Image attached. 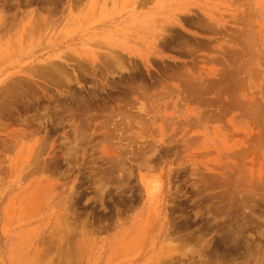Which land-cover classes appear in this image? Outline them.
<instances>
[{
  "label": "rangeland",
  "instance_id": "1",
  "mask_svg": "<svg viewBox=\"0 0 264 264\" xmlns=\"http://www.w3.org/2000/svg\"><path fill=\"white\" fill-rule=\"evenodd\" d=\"M0 98V264L264 263V0H0Z\"/></svg>",
  "mask_w": 264,
  "mask_h": 264
},
{
  "label": "bare ground",
  "instance_id": "2",
  "mask_svg": "<svg viewBox=\"0 0 264 264\" xmlns=\"http://www.w3.org/2000/svg\"><path fill=\"white\" fill-rule=\"evenodd\" d=\"M54 62H56V61H54ZM50 63H51V62H50ZM52 63H53V62H52ZM52 63H51V64H52ZM48 65H49V64H48ZM49 66H50V65H49ZM49 66H48V67H49ZM52 66H53V65H52ZM39 67H42V65L39 66ZM54 67H56V65H55ZM60 67H61V66H60ZM63 67H64V66H63ZM42 68H43V67H42ZM46 68H47V67H46ZM57 68H58V67H57ZM57 68H56V69H57ZM36 69L40 70L39 68H36ZM43 69H44V68H43ZM59 69H61V68H58V70H59ZM63 69H64V68H63ZM48 70H49V69H48ZM36 71H37V70H36ZM53 71H54V69H53ZM59 71H60V70H59ZM55 72H56V71H54L53 73L51 72V74H53V76H54V73H55ZM60 72H61V71H60ZM67 72H68V71H67ZM84 72H85V71H84ZM84 72H83V73H84ZM36 73H37V72H36ZM48 73H49V72H48ZM57 73H59V72H57ZM57 73H56L55 75L58 76ZM62 73H64V72L62 71ZM75 73H76V72H75ZM32 74H33V73H32ZM40 74H42V73L40 72ZM45 74H47V73L45 72ZM51 74H50V75H51ZM66 74H68V73L65 72V76H66ZM69 74H72V72L69 73ZM47 75H48V74H47ZM47 75H45V76H46L45 78L48 77ZM63 75H64V74H63ZM63 75H62V76H63ZM81 75H82V72H81L80 76H81ZM84 75H86V74H84ZM57 76H56V77H57ZM59 76H61L60 73H59ZM71 77H73V76H71ZM43 78H44V76H43ZM48 78H49V77H48ZM54 78H55V76H54ZM58 78H59V77H58ZM67 78H69V77H67ZM49 79H50V78H49ZM49 79H48V80H49ZM62 79H63V78H62ZM55 80H56V78H55ZM68 80L71 81V79H68ZM63 81H64V79H63ZM65 81H66V80H65ZM66 83H67V82H66ZM19 84H21V83H19ZM61 84H63V83L61 82ZM64 84H65V83H64ZM29 85H30V82H29ZM29 85H27V86H29ZM31 85H32V84H31ZM58 85H59V84H58ZM67 85H68V84H67ZM21 86H22V84H21ZM23 86H24V85H23ZM32 86H33V85H32ZM68 86H69V85H68ZM70 86H72V85H70ZM80 86H81V85H80ZM29 87H30V86H29ZM46 87H47V86H46ZM81 87H82V86H81ZM32 88H34V87H32ZM79 88H80V87H79ZM14 89H15V88H14ZM24 89L27 90V87L24 88ZM42 89H44V87H43ZM49 89H50V88H49ZM70 89L72 90V88H70ZM76 89H77V87H76ZM80 89H81V88H80ZM21 90H22V89H21ZM47 90H48V89H47ZM73 90H74V89H73ZM81 90H82V89H81ZM35 91H37V90H35ZM38 91H39V90H38ZM48 91H49V90H48ZM59 91H60V90H59ZM59 91H58V92H59ZM95 91H96V90H95ZM24 92H25V91H24ZM27 92H28V91H27ZM43 92H44V91H43ZM45 92H46V91H45ZM58 92H57V93H58ZM70 92H71V91H70ZM82 92H83V91H82ZM82 92H81V93H82ZM9 93H11V92H9ZM13 93H14V92H13ZM25 93H26V92H25ZM31 93H32V91H31ZM39 93H42V92H39ZM62 93H63V92H62ZM79 93H80V92H79ZM81 93H80V94H81ZM93 93H94V92H93ZM18 94H19V93H17V95H18ZM26 94H27V93H26ZM60 94H61V93H60ZM70 94H71V93H70ZM89 94H90V93H89ZM89 94H86V95H89ZM53 95H54V94H53ZM56 95H57V94H56ZM74 95H75V94H74ZM86 95H84V96H86ZM34 96H36V95H34ZM57 96H58V95H57ZM82 96H83V95H82ZM95 96H96V95H95ZM99 96H100V95H99ZM9 97H10V96H9ZM12 97H13V96H12ZM28 97H29V96H28ZM44 97H45V96H44ZM51 97H53V96H51ZM58 97H59V96H58ZM60 97H61V96H60ZM101 97H102V96H101ZM10 98H11V97H10ZM14 98H15V97H14ZM19 98H20V100H21V97H19ZM32 98H33V97H32ZM40 98H41V97H40ZM53 98H54V97H53ZM62 98H63V97H62ZM62 98H59V99H62ZM80 98H82V97H80ZM99 98H100V97H99ZM102 98H103V97H102ZM0 99H1V98H0ZM3 99H4V98H3ZM15 99H17V98H15ZM22 99L27 100V99H25V98H22ZM28 99H29V98H28ZM30 99H31V98H30ZM30 99H29L28 101H30ZM43 99H45V98H43ZM71 99H72V98H71ZM84 99H85V97H84ZM87 99H88V98H87ZM104 99H105V98H104ZM104 99H103V100H104ZM4 100H8V99L5 98ZM35 100H36V99H35ZM35 100H34V101H35ZM51 100H54V99H51ZM63 100L66 101L65 99H62V101H63ZM1 101H3V100H1ZM16 101H17V100H16ZM42 101H43V100H42ZM62 101H61V102H62ZM6 102H7V101H6ZM24 102H25V101H24ZM36 102H37V100H36ZM38 102H39V101H38ZM46 102H47V101H46ZM46 102H42V103H46ZM52 102H53V101H52ZM59 102H60V101H59ZM61 102H60V103H61ZM83 102H84V101H83ZM97 102H98V101H97ZM102 102H103V101H102ZM102 102H101V104H102ZM9 103L11 104V107H12L13 100H12V103H11V102H9ZM14 103H15V101H14ZM17 103H18V102H16L15 104H17ZM21 103H22V102H21ZM32 103H33V101H32ZM47 103H48V102H47ZM55 103H56V101H55ZM66 103H68V102H66ZM103 103H104V102H103ZM5 104H6V103H5ZM15 104H13V106H14ZM22 104H23V103H22ZM24 104H25V103H24ZM37 104H38V103H37ZM48 104H49V103H48ZM52 104H54V103H52ZM56 104H57V103H56ZM77 104H78V103H77ZM86 104H87V103H86ZM105 104H106V103H105ZM18 105H19V104H17L16 107H17ZM27 105H28V104H27ZM30 105H31V103H30ZM64 105H65V103L62 104V107H63ZM74 105L76 106V104H74ZM74 105H73V107H74ZM94 105H95V104H94ZM103 105H104V104H103ZM106 105H107V104H106ZM110 105H111V104H110ZM4 106H5V105H4ZM19 106H21V105H19ZM40 106H42V105H40ZM58 106H59V105H58ZM69 106H70V104H69ZM71 106H72V105H71ZM85 106H86V105H84V108H85ZM87 106H88V104H87ZM89 106H90V105H89ZM91 106H92V105H91ZM0 107H1V106H0ZM14 107H15V106H14ZM21 107H22V106H21ZM51 107H53V105H51ZM65 107H66V105H65ZM103 107H104V106H103ZM108 107H109V106H108ZM110 107H111V106H110ZM4 108H5V107H4ZM12 108H13V107H12ZM19 108H20V107H19ZM29 108H30V106H29ZM53 108H54V107H53ZM53 108H52V109H53ZM55 108H56V106H55ZM57 108H58V107H57ZM89 108H90V107L87 108L88 111H91L92 109L89 110ZM92 108H93V107H92ZM101 108H102V107H101ZM8 109H9V108H8ZM24 109H25V108H24ZM39 109H40V108H39ZM42 109H43V108H42ZM44 109H45V108H44ZM64 109H65V108H64ZM64 109H63V110H64ZM69 109H70V107H69ZM69 109H66V110L69 111ZM76 109H77V108H76ZM76 109H74L73 111H75ZM93 109H94V108H93ZM105 109H106V107H105ZM1 110H2V109H1ZM17 110H18V108H17ZM48 110H49V109H48ZM57 110H58V109H57ZM66 110H65V111H66ZM94 110H95V109H94ZM103 110H104V109H103ZM6 111H7V109H6ZM14 111H15V110H14ZM19 111H20V110H19ZM46 111H47V110H46ZM53 111H54V110H53ZM68 111H67V112H68ZM76 111H79V110L77 109ZM76 111H75V112H76ZM88 111H87V112H88ZM113 111H115V110L112 109V112H113ZM15 112H16V111H15ZM23 112H24V111H23ZM25 112H26V111H25ZM51 112H52V111H51ZM67 112H66V113H67ZM70 112H71V110H70ZM85 112H86V111H85ZM92 112H93V111H92ZM2 113L4 114L5 112H2ZM9 113H10V112H9ZM31 113H32V111H31ZM42 113H43V112H42ZM45 113H46V112H45ZM45 113H44V114H45ZM56 113H57V112H56ZM61 113H62V110H61ZM63 113H64V112H63ZM66 113H65V114H66ZM79 113H80V112H79ZM79 113H78V114H79ZM97 113H98V112H96V114H97ZM100 113H101V112H100ZM15 114H16V113H15ZM18 114H19V113H18ZM26 114H28V113H26ZM26 114H25V115H26ZM47 114H48V113H47ZM47 114H46V115H47ZM52 114H54V113H52ZM52 114H51V115H52ZM65 114H64V115H65ZM69 114H71V113H69ZM82 114H83V113H81V115H82ZM87 114H88V113H87ZM6 115H7V114H6ZM62 115H63V114H62ZM71 115H72V114H71ZM74 115H75V113H74ZM74 115H73V116H74ZM94 115H95V114H94ZM94 115H93V116H94ZM11 116H12V115H11ZM21 116H22V115H21ZM30 116H31V115H30ZM30 116H29V117H30ZM35 116H36V114H35ZM47 116H48V115H47ZM53 116H54V115H53ZM60 116H61V114H60ZM67 116H69V115H67ZM79 116H80V115H79ZM83 116H84V115H83ZM99 116H100V115L98 114V117H99ZM113 116H114V115H113ZM16 117H17V116H16ZM22 117H23V116H22ZM38 117L40 118V116H38ZM49 117H50V116H49ZM81 117H82V116H81ZM88 117H89V116H88ZM25 118H26V117H25ZM30 118H33V117L31 116ZM35 118H36V117H35ZM39 118H38V119H39ZM41 118H42V115H41ZM43 118H44V117H43ZM50 118H51V117H50ZM61 118H63V117L61 116ZM64 118H65V117H64ZM82 118H83V117H82ZM3 119H4V118H3ZM12 119H13V118H11V120H12ZM18 119H19V118H18ZM23 119H24V118H23ZM48 119H49V118H48ZM54 119H55V118H54ZM58 119H59V118H58ZM84 119H85V117L83 118V120H84ZM9 120H10V118H9ZM11 120H10V121H11ZM15 120H16V119H15ZM25 120H26V119H25ZM29 120H30V119H29ZM52 120H53V119H51V121H52ZM62 120H63V119H62ZM62 120H61V121H62ZM71 120H73V119H71ZM71 120H70V118H69V120H67V121H69V123H70ZM75 120H76V119H75ZM77 120H78V116H77ZM79 120H80V119H79ZM81 120H82V119H81ZM1 121H2V120H0V122H1ZM17 121H18V120H17ZM59 121H60V120H59ZM8 122H9V121H8ZM13 122H14V121H13ZM25 122H26V121H25ZM28 122H29V121H28ZM41 122H42V121H41ZM54 122H55V121H54ZM54 122H53V123H54ZM80 122H81V121H80ZM85 122H86V121H85ZM90 122H91V121H90ZM93 122H94V121H93ZM71 123L74 124L75 122L73 121V122H71ZM71 123H70V124H71ZM88 123H89V122H88ZM25 124H26V123H25ZM41 124H42V123H41ZM58 124H60V123H58ZM58 124H57V127H58ZM79 124H80V123H79ZM90 124H91V123H90ZM42 125H43V124H42ZM91 125H92V124H91ZM4 126H5V125H4ZM8 126H9V125H8ZM77 126H78V122H77V124H76V127H77ZM81 126H82V125H81ZM9 127H10V126H9ZM70 127H71V126H70ZM73 127H75V125H73ZM78 127H79V126H78ZM78 127H77L76 129L74 128V132L78 129ZM89 127H90V126H89ZM3 128H4V127H3ZM37 128H38V127H37ZM5 129H6V128H5ZM81 129H82V127H81ZM81 129H80V127H79L78 131H80ZM16 131H17V130H16ZM30 131H32V130H30ZM81 131L84 132L83 129H82ZM81 131H80V132H81ZM1 132H2V131H1ZM4 133H5V132H4ZM31 133H32V132H31ZM33 133H34V132H33ZM75 133H76V132H75ZM77 133H78V132H77ZM19 135H20V133H19ZM22 135H23V134H22ZM34 135H35V134H34ZM78 135H79V134H78ZM83 135H84V134H83ZM8 136H9V135H8ZM23 136L27 137L26 135H23ZM45 136H46V135H45ZM76 136H77V135H76ZM11 137H12V136H11ZM76 138H77V141H78V138H80V137L77 136ZM0 139H1V137H0ZM42 139H44V138H42ZM74 139H75V138H74ZM81 139H82V138H81ZM83 139H84V138H83ZM1 140H2V139H1ZM1 140H0V141H1ZM71 141H72V139H71ZM71 141H70V142H71ZM77 141H76V142H77ZM79 141H80V140H79ZM37 142H40V140H38ZM76 142L73 140V143H76ZM77 143H78V142H77ZM77 143H76L75 146H77L78 144H81L80 142H79L78 144H77ZM83 143H85V142H83ZM40 144H41V143H40ZM71 144H72V142H71ZM41 145H42V144H41ZM128 153H130L129 150L127 151V154H128ZM127 154H126V155H127ZM124 162H125V160H124ZM122 163H123V162H122ZM245 196H247V195H245ZM250 196H251V195H250ZM250 196H247V197H250ZM241 198H242V197H241ZM241 198H239V199L241 200ZM252 198H253V197H252ZM230 199H232V198H230ZM233 199H234V198H233ZM239 199H237V200H239ZM247 199H248V198H247ZM249 199H250V198H249ZM249 199H248V200H249ZM254 199H255V198H254ZM254 199H253V200H254ZM232 201H234V200H229V202H232ZM241 201H242V200H241ZM244 201H245V200H244ZM250 201H251V200H250ZM250 201H249V202H250ZM242 202H243V201H242ZM245 202H247V201H245ZM232 203H233V202H232ZM232 203H231V205H232ZM236 203H237V202H236ZM239 203H240V202H239ZM255 203H256V200H255ZM257 203H258V202H257ZM233 204L235 205V201H234ZM242 204H243V203H242ZM245 204H246V203H245ZM227 205H230V204H227ZM227 205H226V206H227ZM234 205H233V206H234ZM240 205H241V203H240ZM249 205H251V204H249ZM252 205H253V204H252ZM256 205H258V204H256ZM223 206H224V205H222V207H223ZM238 206H239V205H238ZM224 207H225V206H224ZM228 207H230V206H228ZM231 207H232V206H231ZM234 207H235V206H234ZM236 207H237V205H236ZM239 207H240V206H239ZM241 207H242V206H241ZM249 207H251V206H249ZM242 208H243V207H242ZM242 208H241V209H242ZM231 209H232V208H230V210H231ZM233 209H235L234 211H236V208H233ZM237 209H238V208H237ZM244 209H245V208H243V211H244ZM224 210H225V209H224ZM249 210H251V209H249ZM226 211H227V210H226ZM232 211H233V210H231V212H232ZM246 211H247V210H246ZM246 211H245V212H246ZM251 211H252V210H251ZM248 212H250V211H248ZM258 212H259V211H258ZM240 213H241V212H240ZM253 213H254V212H253ZM253 213H250V215H251V214L253 215ZM227 214H228V212H227ZM233 214H234V213H233ZM233 214H232V215H233ZM236 214H239V212L236 213ZM242 214H243V213H242ZM255 214H256V213H255ZM229 215H230V214H229ZM234 215H235V214H234ZM240 215H241V214H240ZM245 215H246V214H245ZM250 215L248 214V216H250ZM225 216H226V215H224V216H222V217L224 218ZM227 216H228V215H227ZM241 216H242V215H241ZM229 217H231V216H228V218H229ZM245 217L247 218V215H246ZM255 217H257V216H255ZM233 218H234V217H233ZM235 218H236V216H235ZM238 218L240 219V217H238ZM238 218H237V220H238ZM249 218H250V217H249ZM249 218H248V219H249ZM251 218H252V217H251ZM255 219H256V218H255ZM224 220H225V219H224ZM235 220H236V219H235ZM237 220H236V221H237ZM241 220H242V219H241ZM244 220H245V219H244ZM253 220H254V219H253ZM230 221H231V219H230ZM245 221H246V220H245ZM249 221H250V219L248 220V224L251 225V223H253V222H250V223H249ZM225 222H226V221H225ZM234 222H235V221H234ZM234 222H233V223H234ZM237 222H238V221H237ZM223 223H224V221H223ZM230 223H232V222H229V224H228V223H227V224L230 225ZM233 223H232V225H233ZM244 223H246V222H244ZM235 224H236V223H235ZM239 224H241V223H239ZM235 226H236V225H234V227H235ZM238 226H240V225H238ZM238 226H237V227H238ZM241 226H242V225H241ZM244 226H245V225H244ZM244 226H243V227H244ZM248 226H249V225H247V227H248ZM230 227H231V225H230ZM230 227H228V228L231 229ZM247 227H246V229H247ZM232 228H233V227H232ZM240 228H241V227H240ZM240 228L237 229V230L239 231ZM244 228H245V227H244ZM241 229H243V228H241ZM249 229H250V227H249ZM234 230H235V229H234ZM237 230H235V231H237ZM244 230H245V229H244ZM231 231L234 232V234L237 233V232H235V231H233V230H231ZM231 231H228V233L231 232ZM242 231H243V230H242ZM246 232H247V231H246ZM232 234H233V233H232ZM245 234H246V233H245ZM247 235H248V233H247ZM226 236H228V234H227ZM234 236H236V235H234ZM237 236H238V233H237ZM239 236H240V233H239ZM252 236H253V235H252ZM232 237H233V236H232ZM228 238H229V237H227V239H228ZM250 238H251V237H250ZM250 238H249V239H250ZM232 239H233V238H232ZM237 239H240V238H237ZM252 239H253V238H252ZM254 239H255V238H254ZM224 240H225V239H224ZM230 240H231V238H230ZM235 240H236V239H235ZM243 240H244V239H243ZM248 241H249V240H248ZM228 242H229V241H228ZM236 242H238V241H235V243H236ZM254 242H255V241H254ZM254 242H252V244H253ZM248 243H249V242H248ZM250 243H251V242H250ZM227 244H228V243H227ZM227 244H226V245H227ZM237 244H238V243H237ZM242 244H243V243H242ZM252 244H251V245H252ZM233 245H234V243H233ZM235 245H236V244H235ZM244 245L247 246L246 243H245ZM248 245H249V244H248ZM257 245H258V243H257ZM257 245H256V246H257ZM242 246H243V245H242ZM231 247H232V246H231ZM240 247H241V246H240ZM253 250H254V249H253ZM236 251H237V250H235V252H236ZM229 253H230V252H229ZM232 253H233V252H232ZM236 253H238V252H236ZM256 254H257V253H256ZM256 254H255V255H256ZM242 255H243V254H242ZM252 255H253V254H252ZM255 255H254V256H255ZM245 256H246V255H245ZM248 256H249V255H248ZM259 256H260V255H259ZM243 257H244V256H243ZM232 258H233V257H232ZM234 258H235V257H234ZM238 258H239V257H238ZM246 258L248 259V257H246ZM249 258H250V257H249ZM252 258H253V257H252ZM252 258H251V259H252ZM260 258H262V257H260ZM254 259H255V258H254ZM235 260H236V259H235ZM229 263H230V261H229ZM249 263H250V262H249ZM257 263H261V261H260V262H257ZM230 264H231V263H230ZM239 264H241V263H239ZM254 264H255V263H254ZM263 264H264V263H263Z\"/></svg>",
  "mask_w": 264,
  "mask_h": 264
}]
</instances>
